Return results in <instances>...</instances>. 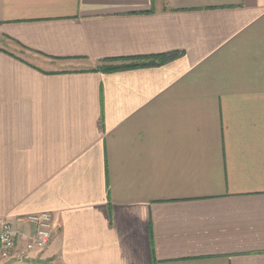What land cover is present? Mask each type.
<instances>
[{
	"label": "crops",
	"instance_id": "0c3cea01",
	"mask_svg": "<svg viewBox=\"0 0 264 264\" xmlns=\"http://www.w3.org/2000/svg\"><path fill=\"white\" fill-rule=\"evenodd\" d=\"M0 220L8 264H264V0H0Z\"/></svg>",
	"mask_w": 264,
	"mask_h": 264
},
{
	"label": "built area",
	"instance_id": "2783aa9c",
	"mask_svg": "<svg viewBox=\"0 0 264 264\" xmlns=\"http://www.w3.org/2000/svg\"><path fill=\"white\" fill-rule=\"evenodd\" d=\"M19 221L28 223L34 229L33 236L29 239L30 249L44 250L56 232L52 214L49 212L25 216ZM21 237V232L13 223L0 220V264H8L14 259L16 242Z\"/></svg>",
	"mask_w": 264,
	"mask_h": 264
},
{
	"label": "trees",
	"instance_id": "16d2710c",
	"mask_svg": "<svg viewBox=\"0 0 264 264\" xmlns=\"http://www.w3.org/2000/svg\"><path fill=\"white\" fill-rule=\"evenodd\" d=\"M177 56L175 54L162 55V56H152V57H142V58H120V59H108L102 61L98 66L92 71L100 73H115L119 71H125L136 68H147L160 65L168 60L174 59ZM113 61H125V63L116 65H104L107 62ZM104 65V66H103Z\"/></svg>",
	"mask_w": 264,
	"mask_h": 264
},
{
	"label": "rangeland",
	"instance_id": "374dc122",
	"mask_svg": "<svg viewBox=\"0 0 264 264\" xmlns=\"http://www.w3.org/2000/svg\"><path fill=\"white\" fill-rule=\"evenodd\" d=\"M103 63V62H102ZM101 63V64H102ZM121 63H125V61H113V62H107L105 63L104 65H116V64H121ZM103 65V66H104ZM99 66H102V65H99Z\"/></svg>",
	"mask_w": 264,
	"mask_h": 264
}]
</instances>
